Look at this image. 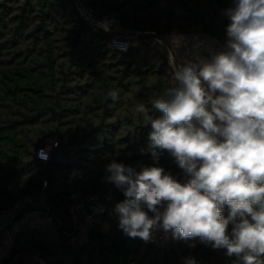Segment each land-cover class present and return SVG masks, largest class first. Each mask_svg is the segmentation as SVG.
<instances>
[{
  "label": "trees",
  "instance_id": "1",
  "mask_svg": "<svg viewBox=\"0 0 264 264\" xmlns=\"http://www.w3.org/2000/svg\"><path fill=\"white\" fill-rule=\"evenodd\" d=\"M80 1L139 33L204 32L220 39L230 22L225 10L233 6V0ZM174 85L164 52L148 45L117 51L111 34L88 26L74 0H0V210L36 197L46 181L51 216L18 231L1 264H240L199 238L145 244L106 213L95 217L85 239L73 234L72 204L94 193L125 199L105 180L113 160L137 171L161 166L183 180L166 150L154 165L147 151L151 125L135 111L144 104L160 115L151 101ZM111 90H118L115 102ZM52 136L57 146L49 160H38V148Z\"/></svg>",
  "mask_w": 264,
  "mask_h": 264
},
{
  "label": "clouds",
  "instance_id": "2",
  "mask_svg": "<svg viewBox=\"0 0 264 264\" xmlns=\"http://www.w3.org/2000/svg\"><path fill=\"white\" fill-rule=\"evenodd\" d=\"M225 15L222 50L179 63L170 53L175 85L151 101L160 115L135 108L151 125L154 165L166 150L183 180L161 166L137 171L115 160L105 180L125 197L114 212L129 237L147 242L163 230L226 249L240 264H264V0H233ZM107 95L119 99L118 90Z\"/></svg>",
  "mask_w": 264,
  "mask_h": 264
},
{
  "label": "built area",
  "instance_id": "3",
  "mask_svg": "<svg viewBox=\"0 0 264 264\" xmlns=\"http://www.w3.org/2000/svg\"><path fill=\"white\" fill-rule=\"evenodd\" d=\"M78 13L83 17L88 26L108 32L111 34V45L117 51L127 52L131 46H149L155 50L164 52L172 67V56L179 63L182 57L195 59L197 56L208 58L213 51L222 50L226 41V31L223 39L212 37L204 32L189 33H164L157 35L153 31L139 33L138 31L128 30L112 15L98 17L88 7L84 6L80 0H74ZM178 37L180 46H173V37ZM170 53L172 56H170ZM173 69V67H172ZM57 146L55 137H48L44 145L38 148L36 157L41 161H48L52 150ZM43 190L36 197H26L10 207L0 210V236L5 241H12L15 234L23 229L34 228L39 226L44 220H51V216L45 211L46 206L45 187L46 181L42 184ZM86 201V205L84 202ZM120 201L116 200L108 193H94L77 201L69 207L70 215L75 224L74 235L77 239H85L89 229L92 227L94 219L100 214H107L119 222V216L114 212L115 204ZM47 213L43 218L42 214ZM81 214V218H79ZM149 215H152L149 213ZM104 224H107L104 222ZM103 224V225H104ZM109 226V225H108ZM145 244H163L173 239L172 233H165L163 230H155L149 241H144L137 237ZM2 263V249L0 248V264Z\"/></svg>",
  "mask_w": 264,
  "mask_h": 264
},
{
  "label": "rangeland",
  "instance_id": "4",
  "mask_svg": "<svg viewBox=\"0 0 264 264\" xmlns=\"http://www.w3.org/2000/svg\"><path fill=\"white\" fill-rule=\"evenodd\" d=\"M104 228H108V225L104 224ZM13 244H14L13 240L7 242L3 240V238L0 236V248L2 249V258L5 257L10 252Z\"/></svg>",
  "mask_w": 264,
  "mask_h": 264
}]
</instances>
